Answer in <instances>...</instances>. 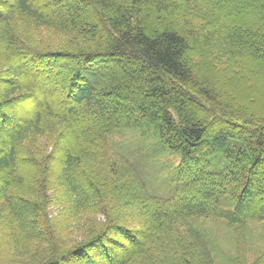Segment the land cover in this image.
Wrapping results in <instances>:
<instances>
[{"label":"trees","instance_id":"obj_1","mask_svg":"<svg viewBox=\"0 0 264 264\" xmlns=\"http://www.w3.org/2000/svg\"><path fill=\"white\" fill-rule=\"evenodd\" d=\"M142 124L169 197L110 148ZM198 218L264 264V0H0V264H214Z\"/></svg>","mask_w":264,"mask_h":264},{"label":"rangeland","instance_id":"obj_2","mask_svg":"<svg viewBox=\"0 0 264 264\" xmlns=\"http://www.w3.org/2000/svg\"><path fill=\"white\" fill-rule=\"evenodd\" d=\"M154 129L151 124H142L116 130L110 137V148L132 163L147 194L165 198L175 191L180 155L164 147ZM194 225L209 242L214 264H231L230 257L236 253L235 231L226 221L198 218ZM245 233L248 243L246 253L250 257L264 250V222L249 223Z\"/></svg>","mask_w":264,"mask_h":264}]
</instances>
